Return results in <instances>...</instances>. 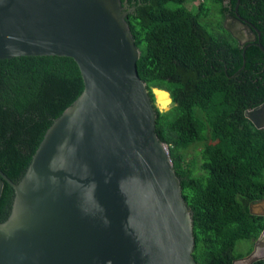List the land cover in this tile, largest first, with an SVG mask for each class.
<instances>
[{
  "label": "water",
  "instance_id": "water-1",
  "mask_svg": "<svg viewBox=\"0 0 264 264\" xmlns=\"http://www.w3.org/2000/svg\"><path fill=\"white\" fill-rule=\"evenodd\" d=\"M131 10L120 0H0V59L67 56L83 84L17 182L0 170V193L3 182L13 192L0 221V264H196L191 214L154 131L155 108H168L137 76ZM222 27L238 46L257 39L264 52L236 7ZM243 115L264 128V102ZM248 212L264 216V197ZM263 258L264 231L231 264Z\"/></svg>",
  "mask_w": 264,
  "mask_h": 264
},
{
  "label": "trees",
  "instance_id": "trees-1",
  "mask_svg": "<svg viewBox=\"0 0 264 264\" xmlns=\"http://www.w3.org/2000/svg\"><path fill=\"white\" fill-rule=\"evenodd\" d=\"M120 1L133 7L125 20L139 50L137 76L151 101V87L171 99L166 111L155 108L154 131L191 214V255L196 264H231L264 230V216L248 212L264 197V128L243 115L264 100V52L257 39L238 46L222 21L236 7L264 48V0H201L195 11L186 6L192 0ZM82 87L70 57L0 59V170L8 179L17 182L46 128ZM191 146L198 147L197 163L178 154ZM12 195L3 182L0 221Z\"/></svg>",
  "mask_w": 264,
  "mask_h": 264
},
{
  "label": "rangeland",
  "instance_id": "rangeland-1",
  "mask_svg": "<svg viewBox=\"0 0 264 264\" xmlns=\"http://www.w3.org/2000/svg\"><path fill=\"white\" fill-rule=\"evenodd\" d=\"M200 1L201 0H192L186 6L190 10L195 11L197 9L198 3H200ZM208 4H209V9L212 8L211 12L213 14H215L216 13L215 7L210 2ZM152 97H153V100H154V104H157L158 101L155 102V100H157L156 99L157 97L155 96V98H154V94H152ZM170 106H171V102L168 101V103L166 104L165 107L169 108ZM157 107H160V106L157 104ZM197 149H198V147L191 146V147L187 148L185 151L178 152V154H180L183 157L184 161H189L190 164L194 163V162L197 163V155H196ZM244 246H245V244L241 242V243H239L238 248L244 249L245 248Z\"/></svg>",
  "mask_w": 264,
  "mask_h": 264
},
{
  "label": "bare ground",
  "instance_id": "bare-ground-1",
  "mask_svg": "<svg viewBox=\"0 0 264 264\" xmlns=\"http://www.w3.org/2000/svg\"><path fill=\"white\" fill-rule=\"evenodd\" d=\"M154 95L157 97L156 98L157 99L156 102L158 101L157 104L160 107L166 106V104L168 103L169 100H168V97H167L165 92L156 90V91H154Z\"/></svg>",
  "mask_w": 264,
  "mask_h": 264
},
{
  "label": "flooded vegetation",
  "instance_id": "flooded-vegetation-1",
  "mask_svg": "<svg viewBox=\"0 0 264 264\" xmlns=\"http://www.w3.org/2000/svg\"><path fill=\"white\" fill-rule=\"evenodd\" d=\"M262 102H264V100H263ZM262 102H261V103H262ZM261 103H260V104H261ZM258 105H259V104H258ZM256 106H257V105H256ZM254 107H255V106H254ZM252 108H253V107H252ZM250 109H251V108H250ZM245 110H249V109H245ZM263 231H264V230H263Z\"/></svg>",
  "mask_w": 264,
  "mask_h": 264
}]
</instances>
